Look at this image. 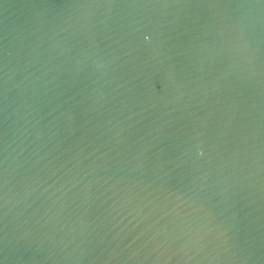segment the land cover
I'll list each match as a JSON object with an SVG mask.
<instances>
[{"label":"water","instance_id":"1","mask_svg":"<svg viewBox=\"0 0 264 264\" xmlns=\"http://www.w3.org/2000/svg\"><path fill=\"white\" fill-rule=\"evenodd\" d=\"M0 264H264V0H0Z\"/></svg>","mask_w":264,"mask_h":264}]
</instances>
